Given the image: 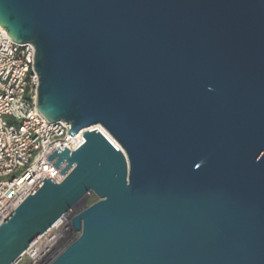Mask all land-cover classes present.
Listing matches in <instances>:
<instances>
[{
  "label": "water",
  "instance_id": "95a60500",
  "mask_svg": "<svg viewBox=\"0 0 264 264\" xmlns=\"http://www.w3.org/2000/svg\"><path fill=\"white\" fill-rule=\"evenodd\" d=\"M0 26L39 112L119 146L47 155L71 168L0 224V264L82 204L49 264H264V0H0Z\"/></svg>",
  "mask_w": 264,
  "mask_h": 264
},
{
  "label": "built area",
  "instance_id": "2783aa9c",
  "mask_svg": "<svg viewBox=\"0 0 264 264\" xmlns=\"http://www.w3.org/2000/svg\"><path fill=\"white\" fill-rule=\"evenodd\" d=\"M34 47L17 43L0 26V224L45 178L63 180L45 157L56 147L70 152L80 144L70 134V123L48 121L37 109L38 76L34 70ZM84 205L73 208L57 219L11 264H49L80 234L71 218Z\"/></svg>",
  "mask_w": 264,
  "mask_h": 264
},
{
  "label": "rangeland",
  "instance_id": "374dc122",
  "mask_svg": "<svg viewBox=\"0 0 264 264\" xmlns=\"http://www.w3.org/2000/svg\"><path fill=\"white\" fill-rule=\"evenodd\" d=\"M97 199V197L93 194L90 193L86 196V203L87 204H91L92 202H94Z\"/></svg>",
  "mask_w": 264,
  "mask_h": 264
},
{
  "label": "bare ground",
  "instance_id": "6f19581e",
  "mask_svg": "<svg viewBox=\"0 0 264 264\" xmlns=\"http://www.w3.org/2000/svg\"><path fill=\"white\" fill-rule=\"evenodd\" d=\"M94 126H98V125H93V126H90L89 128H91V127H94ZM99 127V126H98ZM100 128V127H99ZM112 141H113V139L108 135V133L106 132V131H104L102 128H100ZM114 142V141H113ZM115 143V142H114ZM116 144V143H115ZM117 146H118V144H116ZM118 148H119V146H118Z\"/></svg>",
  "mask_w": 264,
  "mask_h": 264
}]
</instances>
